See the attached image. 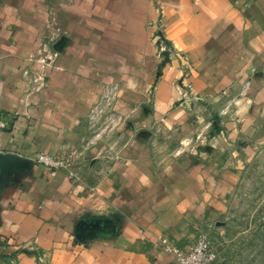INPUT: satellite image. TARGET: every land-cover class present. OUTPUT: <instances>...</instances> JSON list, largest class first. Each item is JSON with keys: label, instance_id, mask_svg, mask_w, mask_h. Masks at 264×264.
<instances>
[{"label": "crops", "instance_id": "crops-1", "mask_svg": "<svg viewBox=\"0 0 264 264\" xmlns=\"http://www.w3.org/2000/svg\"><path fill=\"white\" fill-rule=\"evenodd\" d=\"M0 123V264H177L264 132V0H0Z\"/></svg>", "mask_w": 264, "mask_h": 264}, {"label": "rangeland", "instance_id": "rangeland-1", "mask_svg": "<svg viewBox=\"0 0 264 264\" xmlns=\"http://www.w3.org/2000/svg\"><path fill=\"white\" fill-rule=\"evenodd\" d=\"M167 23L161 15L157 22L150 24L151 42H155L157 50L158 33L164 36L169 48L174 46L168 38ZM149 52L144 51L146 58L151 57ZM170 55L166 63H170ZM176 56L181 61L188 60L186 54ZM51 58L47 59L51 61ZM160 63L165 64L162 60ZM248 144L251 148L239 155L238 182L218 210L210 230H202L212 238L216 250L214 264H264V132L252 137ZM69 163L68 159V166Z\"/></svg>", "mask_w": 264, "mask_h": 264}, {"label": "built area", "instance_id": "built-area-1", "mask_svg": "<svg viewBox=\"0 0 264 264\" xmlns=\"http://www.w3.org/2000/svg\"><path fill=\"white\" fill-rule=\"evenodd\" d=\"M162 34H157V42L160 43L158 47V55L162 62L167 61L168 54H171L173 48L168 47V43L164 41ZM164 65L161 63L160 67ZM1 126H5L4 123H0ZM35 161L37 163L43 164L45 166L52 168V173L54 174L59 168L68 167V159L64 157H56L50 154L39 152L35 156ZM163 248L172 253L176 258L177 264H214L216 259V250L212 238L206 231H198L194 242L187 249L180 248L172 244L167 238L162 240Z\"/></svg>", "mask_w": 264, "mask_h": 264}]
</instances>
